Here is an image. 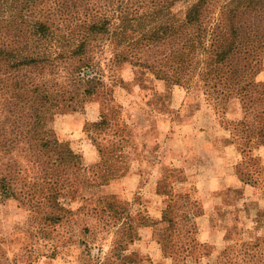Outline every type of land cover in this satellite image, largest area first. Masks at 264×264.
<instances>
[{
	"label": "trees",
	"instance_id": "16d2710c",
	"mask_svg": "<svg viewBox=\"0 0 264 264\" xmlns=\"http://www.w3.org/2000/svg\"><path fill=\"white\" fill-rule=\"evenodd\" d=\"M263 63L264 0H0V202L18 201L45 238L71 213L61 200L69 175L93 203L97 173L59 138L53 115L109 94L124 64L251 108L252 121L237 122L241 140L264 146ZM108 123L101 112L89 128Z\"/></svg>",
	"mask_w": 264,
	"mask_h": 264
},
{
	"label": "rangeland",
	"instance_id": "374dc122",
	"mask_svg": "<svg viewBox=\"0 0 264 264\" xmlns=\"http://www.w3.org/2000/svg\"><path fill=\"white\" fill-rule=\"evenodd\" d=\"M184 9L177 5L174 10ZM121 68L109 94L65 108L53 115L51 123L79 162L97 173V185L90 192L93 203L81 198V176L69 175L72 189L65 190L61 200L71 213L45 238L36 233L35 216L18 201H1L0 264H264V161L255 154L263 145L256 139L242 141L243 126L237 125L244 119L251 122L254 111L242 110L238 102L233 107L218 104L203 89L191 88L187 94L131 64ZM257 79L264 82V63ZM204 103L212 111L210 125L215 128L218 123L229 132L228 141L242 157L240 177L261 190L258 199L238 212L236 222L226 225L222 248L201 239L205 223L200 220L204 210L198 193L187 192L179 170L167 163L169 155H175L168 152V138L204 124L207 117L197 113ZM101 112L108 125L90 129ZM161 164L164 172L158 176L157 193L163 198V214L157 221L149 209L152 194L146 186ZM105 174L109 181L99 185ZM127 175L131 180L123 184ZM228 200L233 201L231 192ZM103 202L111 206L105 212ZM95 204L98 210L87 214ZM217 214L214 226L219 230ZM84 225L89 233H84Z\"/></svg>",
	"mask_w": 264,
	"mask_h": 264
},
{
	"label": "crops",
	"instance_id": "0c3cea01",
	"mask_svg": "<svg viewBox=\"0 0 264 264\" xmlns=\"http://www.w3.org/2000/svg\"><path fill=\"white\" fill-rule=\"evenodd\" d=\"M197 113L205 115L207 120H203L204 124L199 122V126L193 127L192 131L186 129L184 133L168 138V152L175 155H169L167 163L179 170L183 176L181 185L187 192L198 193L204 210L200 220L205 223L201 239L215 248H222L227 239L226 225L235 223L238 212L247 202L258 199L257 194L261 190L240 177L238 166L242 157L228 141L229 132L223 130L218 123L215 128L210 125L212 111L209 106L201 104ZM255 154L264 161V146L257 148ZM162 166L161 164L155 168L152 179L146 186H149L152 194L149 209L157 221L162 220L163 214V198L157 193L158 176L164 172ZM131 177L127 175L123 178V184L129 183ZM230 192L233 195L232 202L228 200ZM216 214L220 222L219 230L214 226L218 222Z\"/></svg>",
	"mask_w": 264,
	"mask_h": 264
}]
</instances>
